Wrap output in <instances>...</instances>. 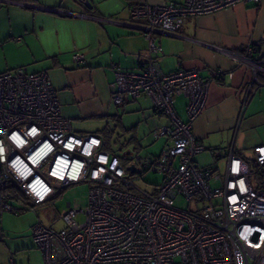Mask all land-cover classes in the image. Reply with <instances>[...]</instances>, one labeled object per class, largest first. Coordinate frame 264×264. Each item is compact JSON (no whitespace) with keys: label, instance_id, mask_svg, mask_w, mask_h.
<instances>
[{"label":"built area","instance_id":"1","mask_svg":"<svg viewBox=\"0 0 264 264\" xmlns=\"http://www.w3.org/2000/svg\"><path fill=\"white\" fill-rule=\"evenodd\" d=\"M241 2L261 0L131 2L147 57L138 71H115L110 97L120 105L126 98L148 96L162 112L167 123L153 136H163L164 142L154 157L134 154L124 164L122 156L103 147L102 134L74 132L46 71L20 66L0 73V217L17 212L19 202L43 203L57 189L90 183L84 206L67 203L62 228L53 227L57 219L34 226L33 240L45 264H264V144L255 145L248 159L231 146L223 174L199 166L195 158L206 146L193 135L192 122L205 107L208 79L222 72L210 69L207 79L194 68L161 72L155 57L163 50L152 36L177 34L185 16ZM261 44L252 39L244 55L227 51L253 71L242 109L253 85L262 84ZM72 59L82 62L85 56L76 51ZM179 94L187 97L185 121L174 109ZM132 163L137 172L127 169ZM147 173L161 176L159 182H146L148 190L137 184ZM177 196L192 206L179 208Z\"/></svg>","mask_w":264,"mask_h":264},{"label":"crops","instance_id":"2","mask_svg":"<svg viewBox=\"0 0 264 264\" xmlns=\"http://www.w3.org/2000/svg\"><path fill=\"white\" fill-rule=\"evenodd\" d=\"M89 2L88 8L77 0H0V73L20 66L46 71L74 132L104 135L108 125L112 137H123V143L132 138L124 153L160 139L161 150L164 138L153 132L167 120L152 100L141 95L116 105L110 97L115 71H138L147 57V40L130 14L132 0ZM152 36L163 50L155 57L161 72L194 68L202 79L209 78L210 69L222 72L208 79L205 107L192 122L194 136L206 146L197 164L213 168V160L231 146L250 158L252 148L264 144V77L258 76L262 84L253 85L254 94L242 109L253 71L227 51L244 55L252 39L262 41L259 50L264 51V0L188 15L177 34L157 31ZM76 51L84 61L72 59ZM186 103L185 95H176L174 109L183 121ZM205 153L212 159L201 164Z\"/></svg>","mask_w":264,"mask_h":264},{"label":"rangeland","instance_id":"3","mask_svg":"<svg viewBox=\"0 0 264 264\" xmlns=\"http://www.w3.org/2000/svg\"><path fill=\"white\" fill-rule=\"evenodd\" d=\"M110 141L112 151L123 156L127 144L123 143V137H112ZM161 139L153 143L144 142L139 150L135 151L131 148V155L123 158V163L130 161V157L134 154L151 157V153L158 154L160 151ZM128 149V148H127ZM208 153V152H207ZM205 153L201 158V164L208 163L212 158H208ZM218 153V152H217ZM213 168L215 172L223 174L225 157L213 160ZM161 176L155 173L144 174L137 184L143 189H151L146 182H159ZM90 187L88 182H79L71 184L63 189H57L56 195L43 203L28 204L19 202L20 208L17 212L6 211L0 217V264H45L43 251L33 240L34 226L42 222L45 225L50 224L57 219L53 227L60 229L64 226L61 214L68 210L67 203L71 207L74 205L84 206L87 201V192ZM192 202H188L181 196L175 198V205L182 209L192 206ZM82 215L76 216L77 220H82Z\"/></svg>","mask_w":264,"mask_h":264},{"label":"trees","instance_id":"4","mask_svg":"<svg viewBox=\"0 0 264 264\" xmlns=\"http://www.w3.org/2000/svg\"><path fill=\"white\" fill-rule=\"evenodd\" d=\"M132 1H133V0H132ZM103 134H104V135H103V137H104L103 147H104L105 149L112 150V149H111V143H110V141H112V140H111V139H112V128H111V127H108V125H107V126L104 128V130H103ZM130 141H132V138H130V140L124 142V144H128ZM113 152H115V151H113ZM122 157L125 158L126 155L124 154Z\"/></svg>","mask_w":264,"mask_h":264},{"label":"water","instance_id":"5","mask_svg":"<svg viewBox=\"0 0 264 264\" xmlns=\"http://www.w3.org/2000/svg\"><path fill=\"white\" fill-rule=\"evenodd\" d=\"M78 2H80L81 4H83L84 6H86V7H91V3L89 2V0H77ZM130 151H127V152H125L124 154L126 155V156H129L130 155ZM127 169L130 171V172H137L138 171V168L136 167V165L135 164H130V165H128L127 166Z\"/></svg>","mask_w":264,"mask_h":264},{"label":"bare ground","instance_id":"6","mask_svg":"<svg viewBox=\"0 0 264 264\" xmlns=\"http://www.w3.org/2000/svg\"><path fill=\"white\" fill-rule=\"evenodd\" d=\"M194 135V134H193Z\"/></svg>","mask_w":264,"mask_h":264}]
</instances>
